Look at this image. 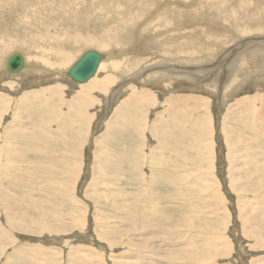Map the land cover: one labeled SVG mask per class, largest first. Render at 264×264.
Masks as SVG:
<instances>
[{"label":"rangeland","instance_id":"374dc122","mask_svg":"<svg viewBox=\"0 0 264 264\" xmlns=\"http://www.w3.org/2000/svg\"><path fill=\"white\" fill-rule=\"evenodd\" d=\"M121 1L119 14L131 5ZM167 1L149 0V14L138 19L145 26L181 8L180 24L163 31L164 47H170L167 38L199 35L201 42L187 44L203 47L198 58L220 51L245 56L243 63L217 66L228 77L213 91L204 83L208 73L190 86L179 77L189 64L139 53L138 65L106 81L108 91L92 93L87 120L74 115V97L86 82L41 81L46 73L32 76L28 68L0 79V264H264V95H255L264 91V52H253L264 44V0H225L226 9L214 0ZM109 3L98 4V28L112 22L104 8ZM126 30L119 45L129 52L102 44L97 46L104 50L79 48L80 55L110 52L98 79L110 74L111 61L135 57L133 33ZM7 51L34 53L26 47ZM251 73L263 81L246 84ZM58 83L63 93L37 95ZM197 98L207 100L210 120L200 126L196 116L204 106ZM218 231L227 238L225 249L213 239Z\"/></svg>","mask_w":264,"mask_h":264},{"label":"bare ground","instance_id":"6f19581e","mask_svg":"<svg viewBox=\"0 0 264 264\" xmlns=\"http://www.w3.org/2000/svg\"><path fill=\"white\" fill-rule=\"evenodd\" d=\"M120 1L121 0H114V2L110 4L109 2H111V0L109 1H105V0H0V17L3 16V18H0V63H2L0 64L1 65L0 66V79L8 78L9 76H11V79H12L18 76L17 73L10 74L5 71L4 65H5V62L8 56L7 57L3 56L4 53L11 48L22 49L23 47H26L28 51L29 49L31 50L33 49L34 53L28 56L25 54L26 52H22V51L20 52L23 55L24 62H25L23 70L28 68V70H26L25 72L29 71L28 73H30L32 76H35L34 73L37 74L38 72L39 73L45 72L47 75L46 74L44 75V73H43L44 76L40 75L41 81H45V78L46 80L50 79V81H54L52 79L54 78L57 81L70 82L71 81L70 78L66 75V71H67L66 65L73 62V60L75 62V59H77V57L80 55L78 50L81 46L85 44H90L95 49L104 50L103 47L100 48L97 46V44H102L104 46H108L109 48H111V46L113 45L112 49L118 48L120 46L121 48L124 47L123 49L129 52V49L127 46L119 45L123 43L124 32H127L126 29H129L130 32L133 33V36L130 40L129 47L133 49L134 51L133 56L135 57L133 59H129L128 56L124 55L123 61H121V59L111 61L107 65L109 67L110 74H108L107 76L101 79H98L96 75H98L99 71H101L100 70L101 63H103L104 61L108 63L107 61L108 58L104 59V61L100 63L96 74L93 76L96 78L92 77V79L86 82L85 84L79 85V94L74 97V101L76 102L74 115L78 118L79 117L85 118V119L87 118L88 120V115L86 114L88 110L84 108L85 106L93 102L92 93L94 92L98 93V91L101 93H105L106 91H108L109 86L107 84H109L110 82L112 83L113 80L117 79V77L114 76V74L120 77L122 76V74H125L128 71L131 64L138 65L139 64L138 60L140 58V55H146L145 59L148 57H154L156 55H159L161 58H165V59H162V61L174 60L178 64H181V62L185 64H189L190 66L188 65L187 67H184V68H190L189 72H183L184 75L179 76V77H186L188 80L192 81V85L189 84L190 86H194L195 84H197V81H198L197 77L199 75L208 73L207 75H205L204 83L210 82L209 85L212 86L211 88L212 91H213V88L217 85L218 81L222 83L228 77V72H225L224 74H220L219 70L221 67L218 68L217 66L221 64L223 66L228 65L227 66L228 68L233 62L243 63L245 61V56L240 55L241 51H236V53H234L233 55H231L230 52L226 53L224 51H220L217 54L215 53V55L212 56L210 59H208L207 57L198 58L199 52L203 50V47L197 46V47L191 48L187 44L191 41H196V40H200L201 42L202 38L199 35L195 36L196 39H194V37H182L180 38L179 41L175 37L174 39L167 38L166 44L167 46H170V47H164L162 43V34L164 33L163 31L169 30L168 26L173 25L174 23L180 24L181 22L180 19L182 16V13L180 11L181 8L179 10L180 12L178 10H175L173 11V13H170L167 16L159 15L158 17H156L154 22H149L146 24L149 27V28L147 27L146 29L145 28L146 25L143 26V22H139L138 19L140 18L139 16H142L143 14L144 15L149 14V11H150L149 0H122L121 1L122 3L124 2L126 5L131 3V5L127 8L126 12L124 8L122 7V10L124 11L120 13L121 15L118 13L120 12L119 11L120 9L119 10L117 9ZM136 1L139 5L136 4L138 7L134 8L132 7V4L135 3ZM169 1L170 0H168L167 2ZM214 1L220 7L224 6V9L227 8L225 4V0H214ZM106 2L110 4L107 7H104V8H109L108 9L109 15H106V16L110 17V15L112 14L111 17L113 19H112V22L110 21L108 25H106L107 21H105V24L102 23L104 25L98 28L99 22L102 21V20H98V7H99L98 4L104 5ZM104 8H102V10H104ZM178 8H179V5H178ZM190 8L193 9V7H190ZM91 9H94V10L90 12ZM195 10L196 12L194 13H197V8ZM101 14L102 13H100V15ZM106 16L101 15L99 17L102 19V17H106ZM104 19H107V18H104ZM185 19L187 18L185 17ZM154 24H157L158 26L156 27V29H160V27H162L163 29L158 30V31L155 30V26H152ZM98 32L99 34L102 33L101 35V37H103L102 41L98 40ZM95 33H97V35H95ZM176 35H178V33L175 34L174 36ZM206 36H209V35L207 34ZM104 37H108L109 40H107ZM156 37H158L159 39ZM153 40H155L156 42H152ZM262 48H264V44L260 43L258 47L254 49L253 52L254 53L264 52V49ZM171 49H173L171 53L172 59H170L171 57L169 56ZM213 49L214 47L210 45L208 48L207 56L208 55L211 56ZM133 51H130V52H133ZM77 52H78V56H76ZM80 52H82V50ZM9 53L12 54L11 52ZM108 53L110 52H103L105 56L110 55ZM111 54L113 56H118V51L111 52ZM242 54L244 53L242 52ZM131 56L132 55L130 54L129 57ZM2 57H6V59ZM2 59H4L5 61L3 60V62H1ZM161 67H162V64L160 63V65L156 66V71H159ZM143 68L144 67H141L140 65L138 67V70L139 69L140 71L144 70L145 68L144 69ZM172 68L177 69L178 67H172ZM216 69L219 71L220 75L218 74V71L216 72ZM217 74L218 76H216ZM250 75H253V74L252 73L248 74L249 77H247L246 84L256 83L259 79L264 77V76L263 77L255 76L256 74L254 76H250ZM166 76L167 74L161 75L162 78ZM171 76L177 77L178 75L172 74ZM214 77L215 79L213 80ZM23 79L25 78L23 77ZM147 79L148 78H146L145 81H147ZM206 80H208V82H206ZM106 81H107V84H106ZM198 86H195V87H198ZM63 87L64 86L62 84L58 83L55 86L46 87V88L41 89L40 91L38 90L39 92H37V95L44 94L46 92L63 93L62 92ZM116 87L112 88V90L115 89V91L111 92V95H110L111 100L113 98L112 93L114 94L117 90L120 89V86H116ZM218 88L221 89L222 87H218ZM219 89H218V92L220 91ZM176 95L178 97L184 96L180 94L179 95L176 94ZM255 95H264V91H258ZM170 98H172V96ZM191 98L196 99L193 97ZM197 99L200 100L201 104L204 106L203 108L199 109L200 112L196 116V123L198 126H200L206 120L208 122L210 120L206 118V116H208L205 110L208 104L207 100L205 98H197ZM121 105H123V103ZM83 112H85L84 116H83ZM229 112H230V109L227 108V113L225 114V116ZM140 120H142V116ZM220 126H221V131H222V125ZM221 131L219 130V132ZM152 133L153 135L156 133L155 129H153ZM190 141L193 142L194 137H191ZM190 151H193L192 146L190 147ZM8 153H10V151ZM19 153H22V151H19ZM34 161H35L34 163H36L38 166L37 170L41 169L40 159H34ZM35 176L36 175L34 173V178ZM174 179H177V177L175 176ZM258 219H259L258 217L250 218L252 222ZM260 221H261V218H260ZM243 231L245 232L244 227H243ZM97 236L100 237V233H98ZM213 239L221 242L222 249L226 248V244L228 241H227L226 236L223 233L218 231L214 235ZM206 250L207 248H205L202 251V255L205 258H208V256L206 255ZM256 263L262 264V262L258 260Z\"/></svg>","mask_w":264,"mask_h":264},{"label":"water","instance_id":"95a60500","mask_svg":"<svg viewBox=\"0 0 264 264\" xmlns=\"http://www.w3.org/2000/svg\"><path fill=\"white\" fill-rule=\"evenodd\" d=\"M105 55L94 49L84 51L67 69L66 75L76 83H85L97 72ZM24 58L20 52H14L7 57L4 69L7 73H17L24 67Z\"/></svg>","mask_w":264,"mask_h":264}]
</instances>
